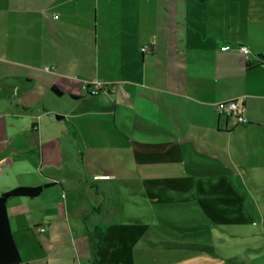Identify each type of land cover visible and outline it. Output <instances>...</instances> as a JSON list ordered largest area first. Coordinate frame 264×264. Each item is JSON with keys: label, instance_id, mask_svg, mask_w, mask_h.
Instances as JSON below:
<instances>
[{"label": "crops", "instance_id": "obj_1", "mask_svg": "<svg viewBox=\"0 0 264 264\" xmlns=\"http://www.w3.org/2000/svg\"><path fill=\"white\" fill-rule=\"evenodd\" d=\"M233 99L247 122L219 112ZM251 181L264 182V0H0V194L50 184L8 201L19 264H264ZM144 201L201 202L200 247L151 252L154 225L125 219Z\"/></svg>", "mask_w": 264, "mask_h": 264}, {"label": "rangeland", "instance_id": "obj_2", "mask_svg": "<svg viewBox=\"0 0 264 264\" xmlns=\"http://www.w3.org/2000/svg\"><path fill=\"white\" fill-rule=\"evenodd\" d=\"M25 97H23V100ZM238 166L247 169L246 162L242 158H238ZM243 161V162H242ZM250 185L258 184L260 181L248 182ZM261 182L260 184H263ZM130 199L136 200V197L129 196ZM140 202V198H137ZM144 205L133 203L128 211L125 219L129 222L140 221L139 223H152L154 226L151 230H148V236L144 238V246L148 247L151 252H157L160 254H177L180 251L179 246L169 244L168 239H175L176 241L182 240L192 243L191 246L200 247V240L203 239L204 229L201 225L208 218L203 204L199 201L187 202V203H172V202H160L155 205H151L144 201ZM207 217V218H206ZM29 235L27 233L29 241L34 237H38V233L35 228L32 229ZM34 234V235H33ZM22 239L26 235L21 233ZM245 245L249 242L246 238L243 240ZM171 243V242H170ZM242 243V239H240ZM169 244V245H168ZM158 248H161L158 250ZM28 249V248H27ZM183 251V250H182ZM195 251V250H194ZM167 256V254L165 255ZM33 264V261L31 262Z\"/></svg>", "mask_w": 264, "mask_h": 264}, {"label": "trees", "instance_id": "obj_3", "mask_svg": "<svg viewBox=\"0 0 264 264\" xmlns=\"http://www.w3.org/2000/svg\"><path fill=\"white\" fill-rule=\"evenodd\" d=\"M57 91L59 90L57 89ZM49 185L47 183L39 186H17L4 190L0 194V264H19L22 261L10 223L9 199L13 197H37Z\"/></svg>", "mask_w": 264, "mask_h": 264}, {"label": "built area", "instance_id": "obj_4", "mask_svg": "<svg viewBox=\"0 0 264 264\" xmlns=\"http://www.w3.org/2000/svg\"><path fill=\"white\" fill-rule=\"evenodd\" d=\"M148 48H149L148 45H144L142 47V50L143 51H147ZM228 48H230V46H224L223 47V49H228ZM238 49L241 50L242 52H244L245 54H247V56H249V54L251 53V49L247 45H243L242 44V45H240L238 47ZM86 86H88L89 88L91 87L90 92L92 94H98L101 90L104 89V83L102 81H98V80H95V81L89 83ZM109 90L114 91L115 87H112ZM218 110L221 113L237 116L238 120L241 123L247 122V118L244 115V108H243L242 105H240L238 103L237 100L233 99V100H230V101H227V102L219 103L218 104ZM44 229H45L44 227H40V230H44Z\"/></svg>", "mask_w": 264, "mask_h": 264}]
</instances>
